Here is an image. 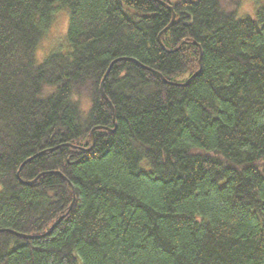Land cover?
<instances>
[{"label": "trees", "instance_id": "1", "mask_svg": "<svg viewBox=\"0 0 264 264\" xmlns=\"http://www.w3.org/2000/svg\"><path fill=\"white\" fill-rule=\"evenodd\" d=\"M240 1L0 0V264H264V6Z\"/></svg>", "mask_w": 264, "mask_h": 264}, {"label": "rangeland", "instance_id": "2", "mask_svg": "<svg viewBox=\"0 0 264 264\" xmlns=\"http://www.w3.org/2000/svg\"><path fill=\"white\" fill-rule=\"evenodd\" d=\"M262 6H264V0H241L236 18L242 19L247 16L256 18V13ZM69 20V11L65 7L59 6L55 13L54 22L38 49L37 58L39 63L52 51L57 50L58 46H66Z\"/></svg>", "mask_w": 264, "mask_h": 264}, {"label": "water", "instance_id": "3", "mask_svg": "<svg viewBox=\"0 0 264 264\" xmlns=\"http://www.w3.org/2000/svg\"><path fill=\"white\" fill-rule=\"evenodd\" d=\"M174 19H175V13H173V19H172V22H171L170 26H171L172 23L174 22ZM167 29H168V28H167ZM161 35H162V34H161ZM161 35L159 36V42H160V43H162ZM114 63H115V62L112 63L111 67L113 66ZM201 71H202V63H201V61H200V69L194 74L193 77H196V76L200 75ZM107 74H108V73H107ZM182 85H186V83H184V84H182ZM101 93H102V96L104 97V99H105V100H108V96L106 95V93H105V91H104L103 83H102V86H101ZM101 128H102V127L99 126V127H96V128H94V129L92 130L91 134H92V138H93V144L95 143V135H94V132H95L96 129H101ZM109 130H110V129H109ZM82 149H83V148H82ZM37 179H38V178H36V179L33 180V181L25 182V183H26V184H31V183L35 182ZM57 223H58V222H57ZM54 227H55V226H52V228H51L46 234H44V235H48V234H50V233L53 231ZM16 234L19 235V236H22V237H24V238H39V237L43 236V235H40V236H31V235H27V234H19V233H16Z\"/></svg>", "mask_w": 264, "mask_h": 264}]
</instances>
